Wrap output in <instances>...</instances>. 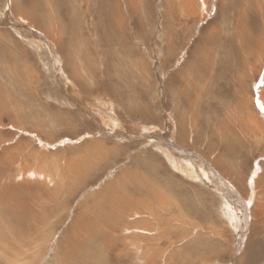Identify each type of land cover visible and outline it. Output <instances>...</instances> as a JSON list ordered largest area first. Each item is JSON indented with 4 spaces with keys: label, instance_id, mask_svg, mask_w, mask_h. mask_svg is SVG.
I'll list each match as a JSON object with an SVG mask.
<instances>
[{
    "label": "rangeland",
    "instance_id": "374dc122",
    "mask_svg": "<svg viewBox=\"0 0 264 264\" xmlns=\"http://www.w3.org/2000/svg\"><path fill=\"white\" fill-rule=\"evenodd\" d=\"M263 101L264 0H0V264H264Z\"/></svg>",
    "mask_w": 264,
    "mask_h": 264
},
{
    "label": "bare ground",
    "instance_id": "6f19581e",
    "mask_svg": "<svg viewBox=\"0 0 264 264\" xmlns=\"http://www.w3.org/2000/svg\"><path fill=\"white\" fill-rule=\"evenodd\" d=\"M261 103V102H260ZM263 103H264V101H263ZM258 107H259V105H257ZM262 106V105H261ZM254 122V121H253ZM173 140V139H172ZM189 166V165H188ZM175 168L177 169V172H179V173H181V174H183L184 176H186V177H188L190 180H195V181H197L198 180V177H199V174H196V172H194L193 170L190 172V171H188L187 172V170H186V172L184 171V170H182L181 168H179V167H177V166H175ZM186 168H188V167H186ZM199 169V168H198ZM191 173V174H190ZM203 175V173H201V176ZM122 179V178H121ZM147 180V179H146ZM124 187V186H123ZM138 191V190H137ZM148 193V192H147ZM150 193V192H149ZM157 193V192H156ZM132 194V193H131ZM155 194V193H154ZM153 196V195H152ZM262 196H264V195H262ZM161 197V196H160ZM165 197V196H164ZM161 198H163V195H162V197ZM127 199V198H126ZM130 199V198H129ZM263 201V200H262ZM181 202V201H180ZM224 202V201H223ZM137 204V203H136ZM169 204H170V202H169ZM227 204V203H226ZM144 205V204H143ZM167 206V205H166ZM222 207H223V205H221ZM113 208V207H112ZM225 208V207H224ZM141 209V208H140ZM176 209V208H175ZM178 209H179V207H178ZM226 210H225V214H226V216L228 217V220L230 221V222H234V219H235V221H236V218H235V216H236V214L235 213H233L232 212V210H231V207H227V208H225ZM142 210V209H141ZM147 210H149V209H147ZM145 213H146V211H145ZM147 214V213H146ZM131 216V215H130ZM145 216V215H144ZM163 226V225H162ZM141 229V228H140ZM151 229V228H150ZM86 248V247H85ZM84 248V249H85ZM86 255V254H85ZM74 263V262H73Z\"/></svg>",
    "mask_w": 264,
    "mask_h": 264
},
{
    "label": "crops",
    "instance_id": "0c3cea01",
    "mask_svg": "<svg viewBox=\"0 0 264 264\" xmlns=\"http://www.w3.org/2000/svg\"><path fill=\"white\" fill-rule=\"evenodd\" d=\"M174 168H175V166H174ZM175 169H176V168H175ZM176 170H177V169H176ZM202 176H204V174H203ZM205 178H207V177H205ZM203 181H204V183H205V180H203ZM206 184H207V183H206ZM208 185L211 186V185H210V182L208 183ZM231 210H232V212L234 213V210L232 209V207H231Z\"/></svg>",
    "mask_w": 264,
    "mask_h": 264
},
{
    "label": "snow or ice",
    "instance_id": "6c2138e0",
    "mask_svg": "<svg viewBox=\"0 0 264 264\" xmlns=\"http://www.w3.org/2000/svg\"><path fill=\"white\" fill-rule=\"evenodd\" d=\"M261 111H264V106L261 107ZM250 203V202H249Z\"/></svg>",
    "mask_w": 264,
    "mask_h": 264
}]
</instances>
